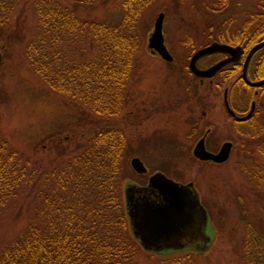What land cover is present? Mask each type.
I'll return each instance as SVG.
<instances>
[{"label":"rangeland","instance_id":"374dc122","mask_svg":"<svg viewBox=\"0 0 264 264\" xmlns=\"http://www.w3.org/2000/svg\"><path fill=\"white\" fill-rule=\"evenodd\" d=\"M2 1L6 8H0V136L9 149L39 161L55 153L57 139L63 145H71L78 135L88 136L91 123L99 124L104 117L90 110L89 104L73 90L63 93L51 88L30 62V43L38 46L42 31L36 12L39 0ZM51 1L57 8H66L87 20L116 22L125 12L123 0ZM213 1L149 0L135 20L141 45L135 53L122 113L111 118L124 125L128 137L124 160L130 173L123 182V191L127 182L143 183L156 170L192 181L212 228L206 245L194 240L190 246L148 250L137 239L141 250L135 256V264H254L249 262L247 250L264 264V209L257 197L264 189V181L262 186L255 184L250 175H245L246 170L238 167L251 163L254 168L257 164L262 168L264 155L260 145L264 132L241 133L222 120V109L213 115L217 121L212 120L210 111L220 96L214 94L207 78L200 82L188 69L195 49L217 41L214 35L228 23L232 28L240 26L248 9L258 8V1L227 0L223 6L214 5ZM159 11L164 12L163 30L173 55L171 61L152 55L147 46V36ZM87 38L85 34L79 38L64 34L50 37L54 71L66 70L74 62L83 64L101 52L100 46L89 44ZM214 58L210 54L199 57L197 65L206 67ZM248 92L250 101L251 90ZM261 96L257 97L259 111L252 122L257 127H264ZM245 101L244 96L240 107L246 106ZM202 109L209 110V115L200 117L204 126L193 131L192 125ZM252 124L240 123L251 132ZM205 126L219 128L214 134L220 140L228 137L235 141L226 162L202 161L193 154L192 147ZM133 155L145 162L147 173L133 170ZM17 199L0 211V251L8 239L24 230L34 214V197ZM199 245L202 248L198 249Z\"/></svg>","mask_w":264,"mask_h":264},{"label":"trees","instance_id":"16d2710c","mask_svg":"<svg viewBox=\"0 0 264 264\" xmlns=\"http://www.w3.org/2000/svg\"><path fill=\"white\" fill-rule=\"evenodd\" d=\"M257 1L258 8L250 7L240 26L232 28L228 23L214 37L238 44L244 54L263 39L264 0ZM146 2L123 0L122 19L103 22L81 19L51 0L37 1L42 31L38 46L30 43V62L51 88L63 93L73 90L104 119L99 124L91 121L89 135H78L71 145L57 139L55 153L39 161L9 149L0 136V211L18 197L35 198L33 217L3 245L0 264H135L141 246L130 226L122 188L130 173L124 160L128 137L124 125L111 118L122 113L126 102L127 82L141 45L135 20ZM55 34L57 38L85 34L101 52L83 64L74 62L66 70L54 71L50 37ZM228 69L223 67L221 73ZM248 73L264 77V46L252 55ZM236 82L248 86L241 77ZM247 253L250 263H261L254 252Z\"/></svg>","mask_w":264,"mask_h":264},{"label":"water","instance_id":"95a60500","mask_svg":"<svg viewBox=\"0 0 264 264\" xmlns=\"http://www.w3.org/2000/svg\"><path fill=\"white\" fill-rule=\"evenodd\" d=\"M163 17L164 12L159 11L153 22V29L147 38V46L152 51H157L162 58L171 60L173 56L164 43ZM262 46H264V38L259 39L248 49L243 60L241 76L250 85L264 83V77L253 80L247 73L252 55ZM216 50L230 53L237 50L243 51L239 45L212 41L197 48L192 53L188 62L189 69L201 77L211 76L230 58L221 59L204 68L198 67L196 60L201 55ZM225 103L229 111L234 114L227 104L226 98ZM251 111L252 108L248 113L243 116H237V118H246ZM229 144L230 142L226 141L217 152H212L205 148L203 137H201L193 147V154L201 159L223 161L228 157ZM130 165L136 172L147 171L143 160L137 155L131 156ZM124 191L125 205L132 232L146 249L152 248L151 238H154V236L167 235L169 232L177 233L186 224H194L198 223V221L205 222L207 219L206 208L201 203L193 182L181 183L160 170L150 173L146 184L137 186L135 183L130 182L125 186ZM150 194H153L156 199L151 198Z\"/></svg>","mask_w":264,"mask_h":264},{"label":"flooded vegetation","instance_id":"af4514ba","mask_svg":"<svg viewBox=\"0 0 264 264\" xmlns=\"http://www.w3.org/2000/svg\"><path fill=\"white\" fill-rule=\"evenodd\" d=\"M4 4L5 3L2 0H0V8H6V6ZM162 30H163V26H162ZM163 35H164V30H163ZM148 36H147V38H148ZM214 39L215 38H213V40ZM147 42H148V40H147ZM164 43H165L166 47L168 48L166 40H165V35H164ZM209 43H207V44H209ZM235 45H238V44H235ZM202 46H204V45H202ZM202 46H200V47H202ZM168 50H169V48H168ZM150 52L152 55H156L158 57H161L157 51H152L150 49ZM192 53H191V55H192ZM208 54L215 57L214 60L209 65H211V64H213V63H215L221 59H224L227 57L230 58V60L225 62L211 76L201 77L199 75L194 74L188 67L189 71L192 74H194L195 76H197L200 82H203V80L205 78H207L208 82H209V86L214 91V94L215 95L218 94L220 96L219 100L215 103V105H213V107H212L213 109L210 111L211 116L215 115V112L224 110V114L222 115L223 116L222 120L227 121L231 127L234 126L237 130L241 131V133L252 134V135H259L258 133H261V132L263 133L264 127H262V126L260 127L261 124L259 125V127L253 126L254 123L252 124V122L254 121L255 114L259 111V101H258L257 97L260 94L262 95L261 99H260L261 102H262V98L264 97V83L259 84V85H250V84L246 83V81L242 78L241 70H242L243 60L245 57L244 50L243 51L237 50V51H234L232 53L226 52V51H221V50H216V51H212L210 53L203 54L200 57H205ZM198 59H199V57L197 58V60ZM171 60H169V61H171ZM197 60H196V64H197ZM239 62L241 63L240 69H239V71H237L235 73V76L232 77V75H231L232 69L236 68L238 66ZM249 63H250V61H249ZM223 67H229L228 72L225 71V74L221 73V69H223ZM248 67H249V64H248ZM200 68H202V67H200ZM227 73H229V74H227ZM247 73H248V68H247ZM248 75L253 80H256L259 78V77L258 78L252 77L249 73H248ZM239 77H241V79L244 81V83L247 84L248 86H243L240 82L237 83L236 79H238ZM249 89L251 90L250 101H249V92H248ZM244 96H245V100H246L245 101L246 106L240 107L243 104L242 102H243ZM225 98L227 100V104L233 110L234 114L231 113L229 111V109L227 108L226 103H225ZM251 108H252V111H251L249 116H247L246 118H243V119L237 118V116H243L246 113H248ZM213 111H214V114H213ZM206 114L209 115V110L202 109L200 111V115L198 116L199 118H197V116L195 117V119L197 118V120H196L197 122L193 123V125H192L193 131H195V129L198 127L201 129L204 126L203 123H200V121L202 120V118H200V117L205 116ZM191 116L194 117L195 114H191ZM195 119H193V121H195ZM213 119L215 121H217V118L215 116H213L212 120ZM245 122L247 123V125L252 124V126H253V128H251L253 130L252 132H251V130H249L245 126L242 127L240 125V123H245ZM215 130L218 131L219 128L215 129ZM215 130H212L211 126H205L204 130L201 132V134L198 135L195 143L198 141V139L203 137L205 148L212 151V152H217L224 142H226V141L230 142L228 157L223 161H216L213 159H201L198 157L199 160L209 161V162L219 164V163L226 162L230 158V156L232 154L233 146L235 144V141L232 140L231 138H228V137L226 139L220 140V138H218V135L216 133L214 134ZM195 143H194V145H195ZM194 145H193V147H194ZM193 147H192V149H193ZM260 151L264 155V141H262V144L260 145ZM144 164H145V162H144ZM262 165H263L262 168L258 167V164H257V167L254 168L253 164H251V163H244V164L241 163V165L238 164V167L245 169L246 170L245 175H248V176L250 175L255 184L257 183V184H259V186H262V181H264V163H262ZM148 170H149V168L147 166V171L141 172V173H147ZM138 173H140V172H138ZM149 174H148V176H149ZM148 176H147V179L143 183H136V182H131V183H135L137 186L144 185L147 183ZM167 176H169V175H167ZM172 179L179 181L181 183H187L189 181V180L184 181V180L175 179V178H172ZM128 183H130V182H128ZM263 188H264V186H263ZM150 197L156 199V197H154L153 194H150ZM257 197L262 201V209H264V189L257 195ZM208 216L209 215H207V219L205 222L198 221V223L186 224L177 233L176 232H169L167 235H158V236H154V238L152 237L151 238V243H152L151 245H153L154 247L152 246V248H150L148 250L168 249V248H173L174 246H177V245L190 246V245H193L192 241H194V240H201V242H198L197 244L202 243L203 245H206L209 242V240L211 238V234H212L211 223H210V219H208ZM194 245H195V243H194ZM197 248L200 249L202 247L199 245Z\"/></svg>","mask_w":264,"mask_h":264}]
</instances>
